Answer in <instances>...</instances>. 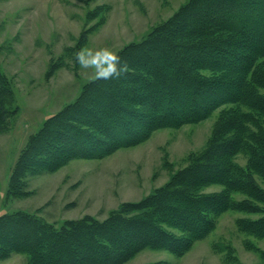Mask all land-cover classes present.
Wrapping results in <instances>:
<instances>
[{"label": "trees", "instance_id": "16d2710c", "mask_svg": "<svg viewBox=\"0 0 264 264\" xmlns=\"http://www.w3.org/2000/svg\"><path fill=\"white\" fill-rule=\"evenodd\" d=\"M101 7L87 10L88 18H101L76 44L102 22L107 6ZM115 52L129 72L118 80L84 81L72 100L43 120L9 171L5 197L26 196L27 175L72 158H103L216 110L205 147L189 154L163 185L103 219L84 215L56 223L23 209L0 213V260L25 253L29 264H122L143 249L180 257L228 209L257 213L238 218L237 226L264 237V187L255 181L264 182V0H184ZM0 78L2 127L17 106L7 107L14 99ZM239 154L245 166L236 162ZM212 184L221 189L205 190ZM251 248L264 258V250Z\"/></svg>", "mask_w": 264, "mask_h": 264}, {"label": "rangeland", "instance_id": "374dc122", "mask_svg": "<svg viewBox=\"0 0 264 264\" xmlns=\"http://www.w3.org/2000/svg\"><path fill=\"white\" fill-rule=\"evenodd\" d=\"M183 1L0 0V75L14 99L7 107L17 106L13 117L5 118L0 127V213L23 209L56 223L84 215L103 219L122 202L138 201L163 185L173 171L186 165L189 154L205 147L216 110L196 123L160 128L135 146L103 158H72L53 171L27 175L28 194L5 197L9 171L28 136L94 76L91 70L79 68L73 54L84 46L116 51L140 39ZM97 5L107 6L102 22L83 43L76 44L83 29L99 22L101 17L86 16L87 10ZM236 162L245 166V156L237 155ZM255 181L264 187L260 178ZM220 189L212 184L205 190ZM257 216L225 210L217 216L215 228L196 240L183 256L143 249L122 264H264V258L251 248L264 250V237L237 226L238 218ZM0 264L29 262L25 253H12Z\"/></svg>", "mask_w": 264, "mask_h": 264}, {"label": "clouds", "instance_id": "9594fccd", "mask_svg": "<svg viewBox=\"0 0 264 264\" xmlns=\"http://www.w3.org/2000/svg\"><path fill=\"white\" fill-rule=\"evenodd\" d=\"M73 55L79 68L91 70L96 81L118 80L130 70L127 62L108 47L93 49L84 46Z\"/></svg>", "mask_w": 264, "mask_h": 264}]
</instances>
